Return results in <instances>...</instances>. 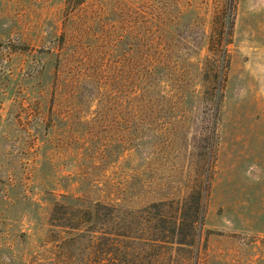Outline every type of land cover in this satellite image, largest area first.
<instances>
[{
	"label": "rangeland",
	"instance_id": "rangeland-1",
	"mask_svg": "<svg viewBox=\"0 0 264 264\" xmlns=\"http://www.w3.org/2000/svg\"><path fill=\"white\" fill-rule=\"evenodd\" d=\"M228 5L0 0V264H264V0Z\"/></svg>",
	"mask_w": 264,
	"mask_h": 264
},
{
	"label": "trees",
	"instance_id": "trees-1",
	"mask_svg": "<svg viewBox=\"0 0 264 264\" xmlns=\"http://www.w3.org/2000/svg\"><path fill=\"white\" fill-rule=\"evenodd\" d=\"M66 1H67V7L69 9H72L77 4L83 2L84 0H66ZM233 4H234V0H229V5H228L229 19L228 20H231L230 18L232 16ZM224 52H225V54H227V49H224ZM100 205H102V206L104 205L105 206V204H101L100 202H95L94 204H90V205L86 206V208H84L83 210L80 209L78 211V213L76 214L75 218H74V219L77 220V222H75V223H78V224L73 225V227L77 228V229L82 228L84 230L88 229V228H86V225L83 226V227L80 226V225H84L85 222H88L92 217H94L95 213H98V215H99L98 208H99ZM66 212L67 211H65L64 215H67ZM198 215L199 214H197V217H199ZM52 223H54V222H52ZM82 231L83 230H79V232H82ZM163 237H165V236H163ZM182 239H184V240H179V242L186 243V244L194 243L195 232L193 231V234H192V236L190 238L187 237V236H184ZM169 241H170V239H167V238H159V246L162 248ZM101 243L103 244L102 245V250L106 251L107 250V246H108L106 234L104 236H102ZM161 248L159 249V252L157 253V255L159 257L161 256ZM147 264H168V263L158 259V261L149 262Z\"/></svg>",
	"mask_w": 264,
	"mask_h": 264
}]
</instances>
